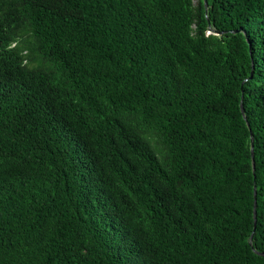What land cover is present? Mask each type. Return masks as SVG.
<instances>
[{
    "label": "trees",
    "instance_id": "1",
    "mask_svg": "<svg viewBox=\"0 0 264 264\" xmlns=\"http://www.w3.org/2000/svg\"><path fill=\"white\" fill-rule=\"evenodd\" d=\"M207 2L0 0V264H264V0Z\"/></svg>",
    "mask_w": 264,
    "mask_h": 264
},
{
    "label": "water",
    "instance_id": "2",
    "mask_svg": "<svg viewBox=\"0 0 264 264\" xmlns=\"http://www.w3.org/2000/svg\"><path fill=\"white\" fill-rule=\"evenodd\" d=\"M204 2H205L206 9H208V2H207V0H204ZM242 112H243V114H245V113H244V108H243V106H242ZM244 116H245V115H244ZM254 156H255V154H254V142H253V138H252V158H253V168H254V171H255V160H254ZM256 190H257V188L255 187V206H254V221H255V229H256V226H257V198H256L257 193H256ZM251 239H252V238H251ZM250 243H251V242H250ZM261 255L264 256V254H261Z\"/></svg>",
    "mask_w": 264,
    "mask_h": 264
},
{
    "label": "rangeland",
    "instance_id": "3",
    "mask_svg": "<svg viewBox=\"0 0 264 264\" xmlns=\"http://www.w3.org/2000/svg\"><path fill=\"white\" fill-rule=\"evenodd\" d=\"M209 33H213V32H209Z\"/></svg>",
    "mask_w": 264,
    "mask_h": 264
}]
</instances>
